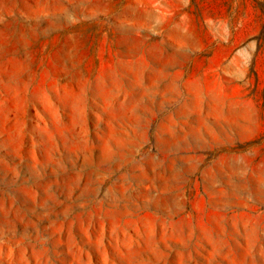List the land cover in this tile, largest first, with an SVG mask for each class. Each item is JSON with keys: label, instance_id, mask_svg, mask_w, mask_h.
Here are the masks:
<instances>
[{"label": "rangeland", "instance_id": "obj_1", "mask_svg": "<svg viewBox=\"0 0 264 264\" xmlns=\"http://www.w3.org/2000/svg\"><path fill=\"white\" fill-rule=\"evenodd\" d=\"M0 264H264V0H0Z\"/></svg>", "mask_w": 264, "mask_h": 264}]
</instances>
